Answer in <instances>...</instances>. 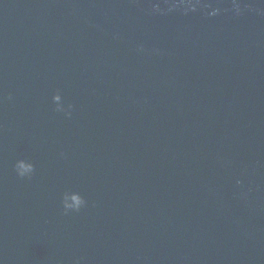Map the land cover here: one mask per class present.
Here are the masks:
<instances>
[{"label":"water","instance_id":"1","mask_svg":"<svg viewBox=\"0 0 264 264\" xmlns=\"http://www.w3.org/2000/svg\"><path fill=\"white\" fill-rule=\"evenodd\" d=\"M0 264H264V0H0Z\"/></svg>","mask_w":264,"mask_h":264},{"label":"clouds","instance_id":"2","mask_svg":"<svg viewBox=\"0 0 264 264\" xmlns=\"http://www.w3.org/2000/svg\"><path fill=\"white\" fill-rule=\"evenodd\" d=\"M200 0H180V4L181 6H183L185 12H192L196 10V7L199 5ZM177 5L173 4L170 8L169 11H172L174 8H176ZM205 7H208L207 5H205ZM234 8L237 11V13L239 12V7L238 5H235L234 3ZM156 12H159L160 9L158 7H154L153 9ZM218 13V11L215 13V15ZM54 100H59V94L54 95L53 97ZM71 106H69L70 108ZM57 112H64L65 115H69V112L67 110H65V108L61 107L59 104H57L56 109ZM15 170L18 176L24 177L28 174H30L33 169H32V165L31 164H25L22 163L21 161H18L15 165ZM85 204V201L82 197H77L75 198V202L72 205H68L66 203H63L62 207L64 209L65 212H76L79 211V209L81 207H83Z\"/></svg>","mask_w":264,"mask_h":264}]
</instances>
